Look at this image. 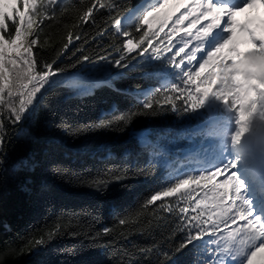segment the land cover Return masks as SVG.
Here are the masks:
<instances>
[{"label":"trees","instance_id":"trees-1","mask_svg":"<svg viewBox=\"0 0 264 264\" xmlns=\"http://www.w3.org/2000/svg\"><path fill=\"white\" fill-rule=\"evenodd\" d=\"M145 1L40 0L28 38L38 41L35 58L50 62L69 35L79 33L53 66L58 73L64 65L75 67L53 77L58 82L41 90L22 122H8L0 171V264H211L215 257L207 235L176 250L185 231L173 229L189 223L180 197L147 205L156 191L177 182L183 159L166 161L207 136L193 131L201 118L180 97L185 78L175 63L181 57L168 62L178 52V33L169 43L164 28L151 46L145 42L129 53L113 31L115 18ZM88 7L94 15L82 20ZM126 31L138 43L143 31L155 30L145 23ZM14 34L9 22L4 35ZM120 55L125 60L117 65ZM104 62L109 74L101 72ZM149 101L152 107L144 108ZM219 103L223 116L226 108L236 114L231 101ZM85 126L90 130L74 134ZM162 204L173 212L160 210Z\"/></svg>","mask_w":264,"mask_h":264},{"label":"snow or ice","instance_id":"snow-or-ice-1","mask_svg":"<svg viewBox=\"0 0 264 264\" xmlns=\"http://www.w3.org/2000/svg\"><path fill=\"white\" fill-rule=\"evenodd\" d=\"M49 2L55 4L57 0H49ZM166 2L167 0H165ZM20 3L21 0H0V171H3V166L6 162V136L4 133L6 128L9 127L8 122L10 121L13 125L22 122L31 113L34 101L37 99L38 94L41 93V90L58 82L53 77H58L59 73H63L68 67H75V63L64 65L59 68L58 73L53 66L65 54L69 45L73 43V36L75 35L76 38H79V33L70 34L67 43H64L55 52L53 59L50 62L44 60L41 63L35 58L32 49L33 45H37V39H28L30 35H34L32 31L33 25L38 23L35 14L40 11L38 6L40 5V0H22L26 11L21 10ZM125 3H130V0H125ZM256 6L264 9V0H242L238 7H233L225 2H218V0L216 2H213V0H191V3L186 5V12L173 20L170 33H166L169 43H171L172 35L178 33L180 26L187 21L184 29L185 35L192 37L198 43L192 46L188 52H185L191 41L183 40L184 46L180 47L179 51L168 62L174 63L176 57L184 53L187 56V65H192L194 61L198 60V54H200L202 62L199 63V68L195 71H192L190 67L188 70L181 68V64L184 63L183 59L179 63H175V68L180 69L185 78L183 80L185 85L195 83L197 79L201 78V73L205 69L212 68L214 70L208 71L202 77V80L208 83V86L202 92L200 91L201 84L196 85L199 95L188 92L187 88H181L179 89L180 97H184L187 92L186 99L191 101V109L193 110L199 108L209 96H214L226 105H229V101H231L229 106L236 113V124L238 126V131L232 137L234 143L238 142L240 136L245 133L244 124L250 119L253 112L257 115L262 112L259 104L255 109L250 110L248 99L251 94L250 90H253L255 86L264 85V20L260 21L261 34L259 35L255 29L249 26L250 22L237 24L234 20L238 13L253 9ZM144 7L143 2L140 5L132 6V8L142 12L138 20H130V22L134 23V26L124 25L122 27L121 20L125 15L122 18H115L116 33L127 35L126 29L139 28L140 25L145 23H149V28L151 29L149 17L163 7V4L160 3V0H150L146 11L143 10ZM93 15L94 8L88 7L81 19L89 20ZM133 16L134 13H129L130 18ZM225 17V26H223L220 33H217L215 30L221 29V21ZM170 19L171 16L163 18L159 23L158 30L143 31L138 43L128 39L127 43L123 45L124 50L130 53L145 42L151 46L152 41L159 36V31L164 29ZM204 21H208V23L205 24ZM9 22L15 25V34L6 36L4 33L9 29ZM198 25H201V27L197 28ZM194 29L196 30L195 33L193 32ZM237 32L247 37V43L252 46V49L242 55L238 54L234 59L219 56L218 54L221 50L226 47H228L229 53L237 51L234 46V35ZM225 33L228 34L226 37L223 35ZM214 39L215 42L213 43ZM47 43L48 41H43L42 46L47 45ZM153 50L160 51L157 48ZM10 51L13 53L12 55L7 54ZM82 51L83 47L81 46L76 48L72 55ZM145 51L147 50L145 49ZM83 59L88 60L89 57L84 56ZM124 60L125 56L120 55L115 63L119 65ZM216 85H218V90H213ZM170 91L175 93L178 88L173 87ZM168 102L172 103L173 97H168ZM150 107H152L151 101L144 104V108ZM99 126L97 125L96 127ZM88 130L90 128L85 126L75 130L74 134H82ZM228 170V167L217 168L215 171L207 172V174L201 173L187 176V179H175L177 182L170 183L163 190H158L154 195H151V198L147 200V205L153 204V202L160 200L161 197L176 194L183 185L197 181L209 182L211 187L208 192L211 193V197L208 198L205 207L216 209L215 219L212 218L211 214L208 216L212 231L209 233L207 221L201 222V216L204 215L203 211L198 216H192L191 220L195 221V224L182 222L173 229V232L185 231V236L176 250H182L193 241L202 240L201 238L205 234L214 237L216 229L221 224H227L228 221L243 220L247 222L245 227H237L234 232L228 234V238L231 240H234L237 235L242 236V239L238 243L222 247V256H211L212 259L209 261H211V264H228V260L236 261L237 264H245L246 260L247 264H252L257 252L260 249H264V221L259 218L250 219L252 213L248 210L249 202L238 195L242 185L235 182V177L232 174L228 175L222 183L215 182L217 177L222 176ZM218 189H223V191H218ZM202 203L204 202H197L196 207L200 208ZM159 208L169 213L173 212L171 207L163 204ZM188 211V208H180L181 213H187ZM233 212L235 215H230ZM187 219L185 217V220ZM119 222L122 225L126 223L124 219ZM193 230H195L194 234ZM109 232L110 229L104 230L105 235L109 234ZM99 235V233H96V237ZM36 243L40 244L42 241L38 240ZM211 251L215 252L216 249L213 248ZM162 254L165 257H169L166 252ZM225 257L228 259L226 260Z\"/></svg>","mask_w":264,"mask_h":264},{"label":"rangeland","instance_id":"rangeland-1","mask_svg":"<svg viewBox=\"0 0 264 264\" xmlns=\"http://www.w3.org/2000/svg\"><path fill=\"white\" fill-rule=\"evenodd\" d=\"M184 0H168L165 3V0H160V3L163 4V7L159 8L157 12L153 13L152 16L149 17V21L151 23V26L154 28V30L159 29V22L154 21L153 17L157 14H160L164 11H166V9H171V11H173L172 9H174L175 7H179L183 4ZM22 2V0H21ZM150 4V0H146L144 2V9L143 10H147V6ZM258 10V11H257ZM174 12V11H173ZM181 13L178 14L181 15L182 13H185L186 10L184 11H180ZM251 12L250 10H245L242 13H239L240 18L245 20L247 18L248 13ZM253 14H255L256 12H259V14H262L261 8H257V9H253ZM264 12V11H263ZM130 13H134V16L132 18L129 17V13L126 14L124 16V18H122L121 20V24L122 27L125 24L128 23H132L131 21L134 20H138L139 15L142 14L141 11L138 10H134V12H130ZM175 14V13H174ZM176 18V17H175ZM207 22H205L206 24ZM149 24V23H148ZM171 24L172 21L169 20L168 24L164 27L166 29L171 28ZM187 25V21H185V24L180 26V31L178 32V44H177V49L179 51L180 47H183V40H190L191 43L189 44L188 48L185 49V52H188L190 50V48L192 46H194L196 43H198V41L192 39V37H188L185 35V31L184 29L186 28ZM249 26L253 29L256 30L257 34H261V30L260 28L257 26H255V24L253 22H250ZM113 31L117 36H121L122 40L124 41V43H127L128 41V37L125 34H117L115 31V26L113 27ZM195 29L193 30V32L195 33ZM225 37L228 35L227 33L223 34ZM215 42V39L213 40V43ZM17 43H19V41H17ZM234 46L236 47L237 51L235 53H229L228 52V47H226L225 49L221 50V52L218 54L221 57H228L229 59H234L237 57V55H242L244 52L246 51H250L252 49V46L250 44L247 43V37L240 35L238 32L234 35ZM8 55H12L13 53L10 51L9 53H7ZM180 59H183L184 63L181 64V67H184V64L187 65V56L184 53L180 54ZM202 62V58L200 56V54H198V60L194 61L192 65H187L188 67L186 68V70H188V68L190 67L192 71H195L196 69L199 68V63ZM215 63V61H214ZM111 67L107 66V62H104L101 64V72L103 74H109L111 71ZM214 69L212 68H208L205 69L202 73H201V78L197 79L195 83L190 84V85H186L187 91L188 92H192L196 95H199V93L197 92V88L196 85L197 84H201V89L200 91L202 92L204 90V88H206L208 86L207 81H203L202 77L208 72V71H213ZM168 79L166 78H162L160 80V82L162 84H164L166 86V84L168 83L167 81ZM213 90H218V85L213 87ZM187 96V92L185 93L184 99H186ZM188 100V99H186ZM190 103L191 101L188 100ZM219 100H217L214 96H209L205 99L204 103L197 109L193 110L194 116H198L201 119L199 121H197V124L194 126L193 131H195L197 134H208L210 135V138L208 139V141L204 144H199V141H194L192 142V146H189L187 149L184 150V153L180 154L179 156H173L174 160H167L168 162H176V160L179 157H187V155L189 156V158L191 159V161L187 164H182L183 166H180L179 172H178V179H187V176L190 175H199L201 173H205L207 174V172L210 171H215V169L219 168L222 164V158L225 157L226 154H231L230 152H233V155L230 159V157H228L227 159L231 160L230 163H227L226 165H224V167H228L229 170L227 172H225L222 176L217 177L216 178V183H222L223 180L230 174H232L234 177L235 176H241L243 175V178L239 179L238 181H236L237 183H240L241 185H243V180L246 182V184H248V189L247 191H245L243 189V187H241V191L238 195H240L242 198L246 199V194L250 193V195L252 196V200L250 199H246L249 202V208L248 210H250V207L254 204V203H258V206L262 205V201H264V198H261V200H259V192L256 191L257 186H256V182L254 180L253 177H251L249 175V169L246 167L245 164V160L238 155H235L236 152L235 149H238V145H239V141L238 142H233L232 141V137L236 134V132L238 131V126L236 124V119L237 116L236 114H232V112L228 111V114L230 115V119L231 122H223V115L219 109ZM238 106V105H237ZM217 129V130H216ZM218 131V132H217ZM245 133H250L249 135L251 137H257L258 141L262 143V145L264 146V135L261 132V129L257 128L254 130V127H251L248 131H246ZM223 136V137H222ZM242 136V135H241ZM240 136V138H241ZM199 137V136H198ZM224 144V145H223ZM221 152L218 150L219 147H222ZM222 153V154H221ZM262 155L264 156V149L262 152ZM172 157V155H170ZM211 157L209 159V161H214L213 165L210 167V169L204 170L202 168H198L197 167V163L201 162L203 160H205L206 158ZM213 157H215L213 159ZM166 162V163H168ZM236 165L233 167V165ZM240 167V168H239ZM211 187V184L209 182H200L197 181L195 183H190L187 185H183L181 187V189H179L177 191L176 194L171 195V196H167V197H180L182 199V203L187 206V208L189 209L188 213H189V219L188 221L192 224H195V221L191 220L192 216H198L200 215V213L203 211L204 215L201 216V222H208V228H209V233H211L212 229H211V225H210V221H208V216L209 214L212 215L213 212L210 211L211 207H205V204L207 203V199H205V196H207V194H211L210 192H208V189ZM203 189V191H202ZM219 191V189H218ZM221 191H223V189H221ZM231 194V193H230ZM167 197H161V199L167 198ZM160 199V200H161ZM197 202H204L202 203L200 208L196 207ZM263 206V205H262ZM264 209V207H262ZM258 210V209H256ZM258 212V211H257ZM257 212H253L252 216L250 217V219H257L259 218L257 216ZM231 215H235V213H231ZM215 219V218H213ZM260 219V218H259ZM262 220V218H261ZM264 220V218H263ZM246 222V221H245ZM235 221H228L227 224H221L217 229H216V235L210 236L209 234H205L208 237L213 238V241L211 243L212 248H215V257L216 256H222L221 253V248L224 246H227L228 244H233V240L228 238V234L230 232H234L235 231V225H237ZM247 223V222H246ZM195 231V230H194ZM225 259L227 260L228 258L225 257ZM229 259H231L229 257ZM228 264H237L236 261H231L228 260ZM252 264H264V262H262L261 260H254L252 261Z\"/></svg>","mask_w":264,"mask_h":264},{"label":"bare ground","instance_id":"bare-ground-1","mask_svg":"<svg viewBox=\"0 0 264 264\" xmlns=\"http://www.w3.org/2000/svg\"><path fill=\"white\" fill-rule=\"evenodd\" d=\"M168 1V0H167ZM167 16H171V17H173L174 16V12L173 11H171V9H166V11H164V12H162V13H160V14H157V15H155L154 17H153V19H154V21H156V22H159L160 23V21L161 20H163V18H165V17H167ZM239 20V18H237L236 19V21H238ZM261 20H264V15H261V14H253V13H248V15H247V19L246 20H243L242 22L243 23H245V22H253L257 27H259L260 28V21ZM235 21V22H236ZM260 30H261V28H260ZM217 130V129H216ZM218 132V131H217ZM223 137V136H222ZM258 138L257 137H248V140L249 141H252V143H251V148H252V152L253 153H256V154H261L262 152H263V149H264V146L262 145V143L261 142H259L258 140H257ZM254 141H256V142H254ZM222 154V153H221ZM208 159V158H207ZM206 159V160H207ZM252 160L251 159H249L248 160V162H251ZM213 163H214V161H207L206 163H204V168L205 167H211L212 165H213ZM240 168V167H239ZM243 175L244 174H242L241 175V179L243 178ZM245 178V177H244ZM243 178V179H244ZM244 184V183H243ZM245 186H248V184H246V182H245ZM244 186V187H245ZM246 188V187H245ZM220 191V190H219ZM252 195V194H251ZM211 197V194H207V196H205V199H207L208 200V198H210ZM249 199L250 200H252V196H250L249 197ZM210 211L211 212H213L212 213V218H215V211H216V209L215 208H210ZM263 213H264V210H263ZM230 215H231V213H230ZM254 260H261L262 262H264V249H260L258 252H257V255L253 258V261ZM245 264H247V261L245 260Z\"/></svg>","mask_w":264,"mask_h":264},{"label":"clouds","instance_id":"clouds-1","mask_svg":"<svg viewBox=\"0 0 264 264\" xmlns=\"http://www.w3.org/2000/svg\"><path fill=\"white\" fill-rule=\"evenodd\" d=\"M250 92L251 94L248 99L249 109H255L259 104L262 108V112L259 115L253 112L250 119L244 124V127L246 128V131H248L251 127L264 129V85L255 86V88L250 90Z\"/></svg>","mask_w":264,"mask_h":264}]
</instances>
